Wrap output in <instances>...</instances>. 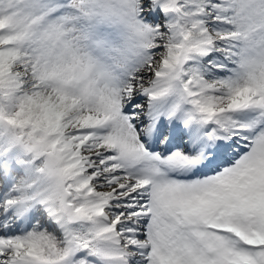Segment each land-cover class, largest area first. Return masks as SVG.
I'll list each match as a JSON object with an SVG mask.
<instances>
[{"label": "snow or ice", "instance_id": "snow-or-ice-1", "mask_svg": "<svg viewBox=\"0 0 264 264\" xmlns=\"http://www.w3.org/2000/svg\"><path fill=\"white\" fill-rule=\"evenodd\" d=\"M0 264H264V0H0Z\"/></svg>", "mask_w": 264, "mask_h": 264}]
</instances>
